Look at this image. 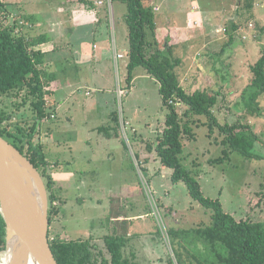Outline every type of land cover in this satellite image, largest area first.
Wrapping results in <instances>:
<instances>
[{"label": "rangeland", "instance_id": "rangeland-1", "mask_svg": "<svg viewBox=\"0 0 264 264\" xmlns=\"http://www.w3.org/2000/svg\"><path fill=\"white\" fill-rule=\"evenodd\" d=\"M5 1L11 2L16 10L22 6V10L34 13L38 19L46 20L43 13L47 10L49 15L63 17L57 12L59 0ZM200 1L205 7L202 11H210L217 21L215 25L225 29L222 32L215 29L209 32L221 38L213 47L203 48V39L206 38L200 26L187 21L201 20L189 13L187 7L191 5L188 4L190 0H169L161 7L157 16L164 26L158 25L159 38L165 36L173 40L174 36L166 31L170 25L182 29V34L177 35L179 42L171 47L173 55L181 59L177 70L182 83L191 92L205 88L217 92L219 103L215 111L220 123L252 126L262 138L255 149L262 157L247 158L233 152L225 161L211 163L210 159L223 154V146L219 143L223 137L216 128L211 138L208 126L200 125L195 126L197 140L184 144L182 161L193 171L194 162H200L198 178L207 197L220 198L224 208L238 219L263 221L264 95L260 98L261 112L257 114L247 111L242 95L253 77L251 66L264 52V34L260 39L261 30L255 29L256 23L264 27V0L250 12L254 14L255 20L251 23L255 28L248 26V17L251 16L248 10L243 9L245 17L240 14L242 16L236 18L238 12L231 8L236 0ZM247 1L243 0V4ZM113 2L115 23L110 18V26L113 30L115 24L112 39L120 52L124 47H129L125 20L127 6L119 0ZM119 12H123L124 16L120 17ZM232 20H238L241 24L234 40L230 36ZM76 33L72 35L73 38L81 36L85 47L92 46V41H95H91L93 36L89 37L83 28ZM189 33L195 37L191 42ZM123 53L125 58L118 59V63L112 55V63L98 61L99 67L108 70L112 65V80L109 77L108 80L93 82L91 75L83 68L76 75V63L71 66L72 59H69L62 67L73 70L75 74L68 76L65 72L63 78L69 77V80L61 81L63 86L57 88L51 82L48 87L55 91L50 107L55 117L43 121L42 140L51 165L59 162L54 171L55 181L61 195L67 199L61 215L64 232L57 219L52 231L54 235L61 233L66 238L79 235L98 237L100 233L116 232L130 238L128 251L137 253L141 263L170 264L172 257L173 264H178L166 218L169 224L188 229L200 224L210 225L211 211L192 198L185 182L174 183L172 169L163 166L157 153L148 149V141L154 142L165 127L166 110L163 109L160 84L141 66L135 70L131 88L126 89L129 57L126 52ZM102 86L106 90H102ZM4 99L12 102V98ZM22 100V96L16 99L19 102ZM14 108L9 106V111L14 112L12 121H18L22 114L31 119L32 112L28 106H22L18 114L15 112L17 108ZM113 109L118 110L121 121L124 119L128 124L126 128L122 127L121 136L108 137L100 132L99 127L109 123ZM158 229L162 236L158 234Z\"/></svg>", "mask_w": 264, "mask_h": 264}, {"label": "trees", "instance_id": "trees-1", "mask_svg": "<svg viewBox=\"0 0 264 264\" xmlns=\"http://www.w3.org/2000/svg\"><path fill=\"white\" fill-rule=\"evenodd\" d=\"M119 1L127 6L125 20L128 25L129 60L126 89L133 84L135 70L144 67L160 84L163 109L166 110L164 130L154 142L148 141L147 147L157 153L163 166L172 169V181L185 182L192 198L211 211L210 225L200 224L188 229L169 224L166 218L178 264H264V220L238 219L224 208L220 198L207 197L198 178L200 162H194L196 169L193 171L184 165L181 157L184 144L197 140L195 126H208L211 138L216 128L220 130L223 138L219 143L223 146V154L210 159L213 164L225 161L233 152L247 158H261L255 149L262 138L250 125L220 123L215 111L219 103L217 92L209 88L191 92L184 86L177 70L181 59L173 55L172 46H162L158 39L157 14L153 6L147 5L145 0ZM254 4L255 0L243 4L240 9L243 17V9L250 14ZM9 5L0 0V134L31 160L45 180L50 202L49 240L57 261L59 264H144L135 252L129 253L130 238L126 235L115 232L95 240L92 237L72 239L62 237L60 233L53 234L52 225L67 201L57 188L50 168L52 162L42 140V123L54 114L50 109L54 92L48 88L54 75L47 68V53L35 48L46 37L26 34ZM253 20L254 14L248 17V26L253 24ZM240 25H234L231 40L235 39V31ZM256 25L255 29L261 30V39L264 27ZM17 29H20L19 32ZM251 71L253 77L242 95V101L247 111L257 114L261 112L260 98L264 95V52L251 66ZM21 96L24 100L16 101ZM4 98H12V102H6ZM9 106L17 108L16 114L22 106H28L32 112L31 119L22 114L18 121H12L14 112L9 111ZM99 130L108 137L122 135L118 110L110 114L109 123L101 125ZM158 234L162 236L160 229ZM6 247L7 222L0 210V251ZM169 263H174L172 257Z\"/></svg>", "mask_w": 264, "mask_h": 264}, {"label": "crops", "instance_id": "crops-1", "mask_svg": "<svg viewBox=\"0 0 264 264\" xmlns=\"http://www.w3.org/2000/svg\"><path fill=\"white\" fill-rule=\"evenodd\" d=\"M61 1V2H60ZM100 1H103V3H100ZM169 0H152L148 1L145 0L147 5L153 6L156 14L157 12L161 11V7L166 4ZM213 1V0H211ZM60 5L57 7V12L63 16L62 18L60 15L57 17L54 15H49L48 10L47 12L43 13V16H46V20L38 19L35 17L34 13L25 12V9H21L22 6L16 10L13 6V4L10 2L9 9L11 13L16 16L20 21L23 20V25L21 24L23 30L26 32V34L32 36V37H38V36H45L46 39L44 42L38 44L35 46L36 49H42L44 52L47 53L46 55V61H47V68L51 75H54V79L52 82H54L55 86L57 88H60L62 85L61 81L63 80H69V77L67 79L63 78V75L65 72L68 74H73L74 71L71 69H66L65 66L62 67V64L64 62H69V59H72V62L70 63L71 66L75 64L77 68L75 69L76 75L80 73V69L83 68V70L86 71V73H89L93 79V82L97 81H103L108 80L110 77V80L114 77L112 65L111 69H105L98 66V61L100 60H106L108 63H112L111 55L115 59L116 63H118V59L125 58V55L123 52H128L129 47H124L122 51L118 52L116 49V44L113 43V30L115 32V24L113 25V30H111L110 26V18H113L114 22V13L116 12V9L114 7V2L112 0H59ZM69 2V4H68ZM191 4L187 7V9L190 11V14H193V16L201 18V20H187L188 22H195L196 25L200 26V30L202 33H204L205 44L202 45L203 48H210L213 47L218 40L221 38L214 37L209 32L212 30L220 29V26H216V22L214 19V16L210 11H202L205 7H203L200 0H190ZM261 0H255L254 6L259 7V3ZM213 3V2H212ZM212 3L210 4L212 6ZM187 4V5H188ZM167 5H169L167 3ZM243 6V0H236L235 3H232V9L238 12V15L236 18L241 17L240 15V9ZM219 7V5H217ZM172 6L169 7L171 9ZM222 9L226 10V7H222ZM242 12V11H241ZM118 15L124 16L123 12H119ZM109 18V19H108ZM158 18V16H157ZM186 21V22H187ZM198 21V22H196ZM169 22L173 23L172 20H169ZM115 23V22H114ZM238 24V20H232L230 26L233 29L234 25ZM240 24V23H239ZM164 26L161 19L158 18L157 26ZM215 25V26H214ZM225 26L228 27V24ZM83 28V31L88 34L89 37L93 38L91 39L95 41H92V46L85 47L83 44V38L81 36L77 37V39L73 38V34H77L76 32L79 29ZM87 30H85V29ZM241 29V25L238 30L235 31V34H239ZM76 31V32H75ZM166 31H169L174 38L171 41L168 39V37H160L158 35V28H157V35L159 41L162 43V46H174L173 43L179 42V39L177 35L182 34V29H176L172 25L166 29ZM34 33V34H33ZM225 38L226 35L224 36ZM237 36H235L236 38ZM195 38L193 36V33H189L188 39L191 42ZM230 39V38H229ZM98 40V43H97ZM129 40V39H128ZM113 43V45H112ZM123 45H125V42H121ZM177 44V43H176ZM87 48V49H86ZM122 53L124 56L118 58V54ZM204 61V60H202ZM201 61V62H202ZM127 66V64H126ZM74 73V74H75ZM198 73V72H197ZM211 76V75H210ZM101 89L106 90L105 87H101ZM53 92H55L53 90ZM115 109L112 110V112ZM111 112V113H112ZM55 117V113L53 114ZM110 119V118H109ZM122 127L126 128L127 122L122 119L121 121ZM56 163V162H54ZM58 163L51 165V170L53 171L55 177L56 173L54 172L56 168L58 167ZM57 188L58 185H57ZM62 212L60 215L56 218L59 220V224L61 226L62 232H64V226L61 223L62 218ZM61 234V233H60ZM119 234V233H118ZM123 235V234H122ZM104 235L100 233L98 237H94L93 235H89V238H95V240H101V238ZM83 238L86 239L88 237H82L79 235V237H75L72 239H78ZM137 254V253H136ZM138 255V254H137Z\"/></svg>", "mask_w": 264, "mask_h": 264}, {"label": "water", "instance_id": "water-1", "mask_svg": "<svg viewBox=\"0 0 264 264\" xmlns=\"http://www.w3.org/2000/svg\"><path fill=\"white\" fill-rule=\"evenodd\" d=\"M49 209L41 172L0 134V210L7 222L0 264H59L49 240Z\"/></svg>", "mask_w": 264, "mask_h": 264}, {"label": "built area", "instance_id": "built-area-1", "mask_svg": "<svg viewBox=\"0 0 264 264\" xmlns=\"http://www.w3.org/2000/svg\"><path fill=\"white\" fill-rule=\"evenodd\" d=\"M100 3H103V1H100ZM23 23H24V21L21 20V21H20V24L23 25ZM250 27L255 28L254 24H250ZM17 30H18L17 32H19L20 29H17ZM217 31H218V32H222V31H225V29L220 28V29H217ZM244 37L247 38V35H245ZM123 56H124V55H123L122 53H119V54H118V58H119V57H123ZM53 116H54V115H53Z\"/></svg>", "mask_w": 264, "mask_h": 264}]
</instances>
